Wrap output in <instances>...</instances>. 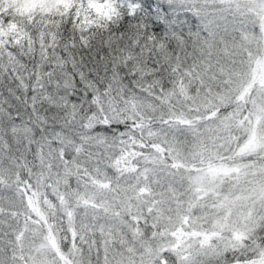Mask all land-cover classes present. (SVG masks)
<instances>
[{
    "label": "snow or ice",
    "instance_id": "6c2138e0",
    "mask_svg": "<svg viewBox=\"0 0 264 264\" xmlns=\"http://www.w3.org/2000/svg\"><path fill=\"white\" fill-rule=\"evenodd\" d=\"M125 6L164 103L90 121L89 167L39 105ZM0 264H264V0H0Z\"/></svg>",
    "mask_w": 264,
    "mask_h": 264
},
{
    "label": "clouds",
    "instance_id": "9594fccd",
    "mask_svg": "<svg viewBox=\"0 0 264 264\" xmlns=\"http://www.w3.org/2000/svg\"><path fill=\"white\" fill-rule=\"evenodd\" d=\"M121 13V17L114 22L104 21L101 27L92 25V31L86 33L89 37L87 44L78 42L70 49L72 58L64 68L67 75L63 78L67 80V85L61 81L58 87L51 91L50 95L57 97L55 102L44 100L39 105L49 116L56 117V120L50 123L54 124L52 130L57 135L71 144L82 145L79 156L89 167L95 163L89 162V152L103 153L105 150L99 141L94 139L97 136L95 130L86 127L90 121L96 128H102L101 121L104 117L111 118L116 107L130 108L133 102L151 119L160 114L161 104L164 103L158 102L154 95L141 90V86L146 89L152 79L160 77V72L153 68V61L160 52L152 43H148L147 50L142 52L140 47L131 42L132 35L127 39H121L120 33L128 25V21L124 19L127 15L126 6L121 9ZM200 23L198 18L191 17L182 31L187 33L189 30H196ZM172 45L175 48V41ZM160 68L164 69L165 65L162 63ZM73 69L76 73L74 79ZM133 80L136 81L135 84L132 83ZM96 96L101 97L99 106L94 105L90 98ZM72 97H75V100ZM9 103L14 108L19 106L22 111L32 109L31 104L25 108L16 101L9 100ZM28 119L29 117L25 115L22 123ZM32 124H35V121ZM32 124L29 126L32 127ZM35 131L36 128H33V134ZM85 135L90 139L82 143L81 138ZM104 135L110 136V133ZM109 175L117 174L112 170Z\"/></svg>",
    "mask_w": 264,
    "mask_h": 264
}]
</instances>
